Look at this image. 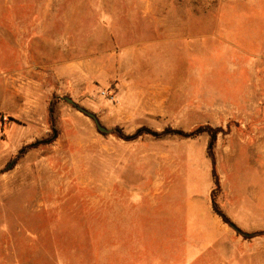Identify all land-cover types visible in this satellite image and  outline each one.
<instances>
[{"label":"rangeland","instance_id":"1","mask_svg":"<svg viewBox=\"0 0 264 264\" xmlns=\"http://www.w3.org/2000/svg\"><path fill=\"white\" fill-rule=\"evenodd\" d=\"M64 3V59L0 11V264H264V0ZM157 44L178 91L124 121L123 53Z\"/></svg>","mask_w":264,"mask_h":264},{"label":"crops","instance_id":"2","mask_svg":"<svg viewBox=\"0 0 264 264\" xmlns=\"http://www.w3.org/2000/svg\"><path fill=\"white\" fill-rule=\"evenodd\" d=\"M29 1L25 0H10V3L4 6H0V11L2 8L8 10L12 13L11 20L14 23L15 28H19L20 35L24 34L27 36L29 32L25 29L30 27V30L33 34H38L43 40V45L41 49L49 53L58 52L63 56H50L47 55V58L51 59H64V50H65V39H66V16H65V3L64 0H44L43 3L30 4ZM22 11H32L33 13H38L36 18L28 21L23 19L18 15ZM92 24V23H89ZM78 26H81L79 21ZM93 26V25H91ZM23 28H25L23 30ZM30 32V33H31ZM18 35V32L16 33ZM175 38L177 34L174 35ZM19 38L12 40L11 48L12 52L15 55H18L19 51ZM32 50L34 49L35 42L32 40L30 42ZM153 49H157V52L146 53L145 55L140 54L138 51L131 53H123L121 63V69L129 71L128 74H123L119 76L116 88V99L119 100V104L116 105V115L117 117H123L122 120L129 122H136L137 118L142 116H153L166 113L164 103L171 99L172 92L178 91L177 89V70H169L168 68L159 69L161 65L159 64L162 59V45H153ZM145 60V61H144ZM144 61V62H143ZM144 67L145 69L152 72L155 70L163 75L167 74L170 76L169 82L162 83V87L154 86H142L139 85V79L141 76L138 74L139 69ZM159 67V68H158ZM163 68V67H162ZM176 69V68H175ZM149 72V73H150ZM173 77L174 79H171ZM143 79V78H142ZM147 81V79H146ZM145 81V82H146ZM165 109V110H164ZM165 111V112H164ZM143 225L138 222L137 231L140 228V231H143ZM142 227V228H141ZM240 230V229H239ZM213 231H217L214 229ZM226 234V229L221 228V237H224ZM134 235H136L134 233ZM139 241V239H137ZM143 251V248H137L135 251ZM139 260H133L132 264H141Z\"/></svg>","mask_w":264,"mask_h":264},{"label":"trees","instance_id":"3","mask_svg":"<svg viewBox=\"0 0 264 264\" xmlns=\"http://www.w3.org/2000/svg\"><path fill=\"white\" fill-rule=\"evenodd\" d=\"M213 183H214V186H215V188H216V190H217V194L216 195H218L220 192H221V189H220V185H219V179H218V177H217V175H216V173H215V171H213ZM215 190V189H214ZM213 190V191H214ZM213 194H214V192H213ZM213 194H211V196H212V203H213V206L215 207V213L217 214V215H219L220 217H221V219L225 222V223H227V224H229L230 226L232 225L230 222H229V219L222 213V212H220V211H218L217 210V208H216V206H217V202L215 201V197H216V195H213ZM235 230V229H234ZM238 234H241V231H239V229H237L236 228V230H235Z\"/></svg>","mask_w":264,"mask_h":264},{"label":"water","instance_id":"4","mask_svg":"<svg viewBox=\"0 0 264 264\" xmlns=\"http://www.w3.org/2000/svg\"><path fill=\"white\" fill-rule=\"evenodd\" d=\"M66 101L68 103H70L71 105H73L74 107H76L77 109H79L81 112H83L85 115L91 117L94 120V123L97 127V129L101 132V133H108L109 131L107 129H105L104 127H102L99 122L98 119L96 118V116L94 114L88 113L86 110L79 108L71 99L67 98ZM231 227L233 229L236 230V227L234 225H231Z\"/></svg>","mask_w":264,"mask_h":264},{"label":"built area","instance_id":"5","mask_svg":"<svg viewBox=\"0 0 264 264\" xmlns=\"http://www.w3.org/2000/svg\"><path fill=\"white\" fill-rule=\"evenodd\" d=\"M111 100H114V97L113 96H111Z\"/></svg>","mask_w":264,"mask_h":264}]
</instances>
